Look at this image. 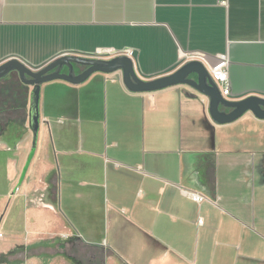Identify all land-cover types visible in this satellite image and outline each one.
Masks as SVG:
<instances>
[{"label":"crops","instance_id":"0c3cea01","mask_svg":"<svg viewBox=\"0 0 264 264\" xmlns=\"http://www.w3.org/2000/svg\"><path fill=\"white\" fill-rule=\"evenodd\" d=\"M98 49H130L145 81L225 56L226 99H264V0H0V66ZM11 97L0 117L24 111ZM38 114L0 128V264H264V120L214 123L193 89L132 93L121 72L42 85Z\"/></svg>","mask_w":264,"mask_h":264},{"label":"water","instance_id":"95a60500","mask_svg":"<svg viewBox=\"0 0 264 264\" xmlns=\"http://www.w3.org/2000/svg\"><path fill=\"white\" fill-rule=\"evenodd\" d=\"M76 69H79V72ZM115 72L122 73L123 84L132 93H154L178 85L193 89L208 99L209 115L217 124L234 122L248 112L255 118L264 120V99L248 97L241 101L227 100L221 95L208 70L198 60L186 62L171 75L145 81L136 74L132 59L124 56L110 60L63 56L39 71L31 70L17 59H11L0 66V79L7 77L10 73H16L24 86L32 88L28 121L31 131L36 133L42 85L58 80L71 85H79L94 73L112 74Z\"/></svg>","mask_w":264,"mask_h":264},{"label":"built area","instance_id":"2783aa9c","mask_svg":"<svg viewBox=\"0 0 264 264\" xmlns=\"http://www.w3.org/2000/svg\"><path fill=\"white\" fill-rule=\"evenodd\" d=\"M97 59L101 58H116V57H128L132 59L133 53L130 49H124L121 51H115L112 49H98L95 53ZM186 58L191 60H198L201 62L202 56L198 53H192L187 55ZM211 79L218 87L221 95L226 98L229 95V81H228V60L225 56H220L215 65L207 69ZM190 199L195 203H201L207 199L201 195L193 192L187 193ZM202 221H198V225H201ZM4 238V234L0 231V242Z\"/></svg>","mask_w":264,"mask_h":264},{"label":"rangeland","instance_id":"374dc122","mask_svg":"<svg viewBox=\"0 0 264 264\" xmlns=\"http://www.w3.org/2000/svg\"><path fill=\"white\" fill-rule=\"evenodd\" d=\"M15 78V76H13ZM10 80H6L5 82H2L0 84V87L3 86L1 89H5V95H8L9 92H12L11 88L12 86L10 85ZM0 89V91H1ZM30 91H31V88H26V91H25V95L22 96V94H17V99L21 100V103L24 99V102H26L25 106L22 107V104L19 103V105L21 106V108H24L23 112L20 110H18L16 113L18 117L14 118L12 116V118H7L6 117V114H4L5 116L4 117H0V121L1 123H7L9 126H16V127H25L27 125V119H28V114H27V111H28V105H29V94H30ZM4 93V92H3ZM10 96L12 97H16V94L15 93H9ZM11 97V98H12ZM5 108V107H4ZM1 127V125H0ZM7 156H8V153L3 150V151H0V194H5L7 192V190L9 189V186H10V183L6 181V167H5V164H6V159H7ZM10 190V189H9ZM8 225V224H7ZM17 225H20L19 222H17ZM5 232V230H4ZM76 264H83L81 262L79 263H76Z\"/></svg>","mask_w":264,"mask_h":264},{"label":"trees","instance_id":"16d2710c","mask_svg":"<svg viewBox=\"0 0 264 264\" xmlns=\"http://www.w3.org/2000/svg\"><path fill=\"white\" fill-rule=\"evenodd\" d=\"M13 76H15V78L13 77ZM8 81V80H10V85L12 86V88H11V90H12V92L13 93H15V94H25V91H26V86H24L21 82H20V80H19V77H18V75L16 74V73H10L7 77H5V78H3V79H0V84L2 83V82H5V81ZM3 86H1L0 87V89L2 88ZM12 92H9V93H12ZM5 93V92H4ZM4 93H2V92H0V97L4 94ZM4 101H2V102H0V105L3 103ZM25 104H26V102L23 104V107L25 106ZM8 123V122H7ZM7 123H1V121H0V125H1V127L0 128H4V127H6V126H8V124ZM29 248H26V250H28ZM23 252V251H25V248L24 247H20V248H18V249H16L13 253H10V255L9 256H12V255H14V254H16L17 252ZM5 258L6 257H2V260H5ZM68 259L69 260H71L73 263H79L80 261L78 260V259H76V258H70V257H68Z\"/></svg>","mask_w":264,"mask_h":264},{"label":"flooded vegetation","instance_id":"af4514ba","mask_svg":"<svg viewBox=\"0 0 264 264\" xmlns=\"http://www.w3.org/2000/svg\"><path fill=\"white\" fill-rule=\"evenodd\" d=\"M77 70V69H76Z\"/></svg>","mask_w":264,"mask_h":264}]
</instances>
